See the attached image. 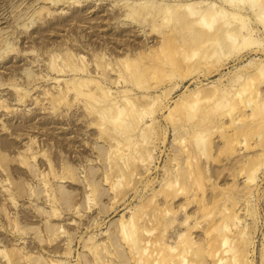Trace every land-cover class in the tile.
<instances>
[{"label": "rangeland", "instance_id": "rangeland-1", "mask_svg": "<svg viewBox=\"0 0 264 264\" xmlns=\"http://www.w3.org/2000/svg\"><path fill=\"white\" fill-rule=\"evenodd\" d=\"M253 2L0 0V264H142L122 238L128 217L170 264H214L206 246L223 225L241 264H264V22L253 12L264 0ZM187 3L238 12L235 41L220 50ZM249 85L259 100L245 117ZM99 90L111 119L122 110L112 128L141 107L120 156L95 114Z\"/></svg>", "mask_w": 264, "mask_h": 264}, {"label": "bare ground", "instance_id": "bare-ground-1", "mask_svg": "<svg viewBox=\"0 0 264 264\" xmlns=\"http://www.w3.org/2000/svg\"><path fill=\"white\" fill-rule=\"evenodd\" d=\"M177 1V0H176ZM242 1V0H241ZM154 2V1H153ZM163 2V1H162ZM248 2V1H247ZM255 2V1H254ZM253 0H252V3H254ZM155 3V2H154ZM152 4V3H151ZM189 3H187L185 6H183L185 9L188 10V13L186 14L190 20L191 23H193V25H195L196 27H198L202 32L204 33L205 35H216L217 37L219 35L222 36V41L218 38V40L215 42L217 45L220 46L221 48V42H223L224 40L227 42H233L235 41V38H236V32L238 31H235V28L233 27V23L232 21L236 20L239 18V13L238 12H234L232 14H228V16L225 15V11L223 9H217L215 8V10L213 12H210V13H198L197 10L195 9H192V8H189L190 5H188ZM177 5H181V4H177ZM148 6V5H147ZM165 6V5H164ZM221 6V5H220ZM191 7V6H190ZM193 7V6H192ZM202 7V6H201ZM208 7H216L215 3L214 2H208ZM165 8V7H164ZM262 8V7H261ZM163 9V8H162ZM166 10V9H165ZM175 10V9H174ZM168 11V10H167ZM253 12L256 16L257 19H259L260 22H264V13H263V10L261 9H257L256 8L254 9L253 8ZM168 14V13H167ZM166 14V15H167ZM155 16H156V13H155ZM160 16V15H159ZM154 17V15H153ZM243 17V16H242ZM151 18V17H150ZM143 19V18H142ZM140 19V20H142ZM149 19V18H147ZM240 19V18H239ZM159 20V19H158ZM145 21V20H144ZM165 21V20H164ZM141 22V21H140ZM149 22V21H148ZM175 22V21H174ZM136 23V22H135ZM141 24V23H140ZM140 26V25H139ZM245 26V25H244ZM251 33V29L249 28H245L243 29V36L244 38H247ZM242 36V37H243ZM166 38V37H165ZM174 38V36H173ZM214 39V37H213ZM243 39V38H242ZM174 40V39H173ZM244 40V39H243ZM213 41V40H212ZM169 42V41H168ZM210 43H212L210 40H209ZM214 42V41H213ZM207 43V42H206ZM235 43V42H234ZM172 45V44H171ZM234 45V44H233ZM170 46V45H169ZM175 46V44H174ZM177 46V45H176ZM233 48V47H232ZM175 49V47H174ZM158 50V49H157ZM222 50V48L220 49ZM217 51V49H216ZM155 53V52H154ZM160 53V52H159ZM167 53V52H166ZM165 54V52H164ZM156 57L159 56L158 53L157 55H155ZM168 56V55H167ZM82 57V56H80ZM163 57V56H162ZM172 57V56H171ZM79 58V57H78ZM161 58V57H160ZM167 58V57H166ZM165 58V59H166ZM157 59H159L157 57ZM164 59V58H163ZM162 59V60H163ZM153 60V59H152ZM161 60V59H160ZM161 60V61H162ZM168 60V59H167ZM165 61V60H163ZM132 62V61H131ZM166 62V61H165ZM162 63V62H161ZM69 64V63H68ZM153 66L155 65L154 62L152 63ZM164 64V63H163ZM166 64V63H165ZM125 65V64H124ZM122 65V66H124ZM157 65V64H156ZM168 65V62L167 64ZM121 66V65H120ZM140 66V65H139ZM127 67V66H126ZM147 67V66H146ZM124 68V67H123ZM155 68V67H154ZM159 68V67H158ZM129 69V68H128ZM114 70H112L113 72ZM119 71V70H117ZM129 71V70H128ZM164 71V70H163ZM108 72V71H107ZM145 72V71H144ZM118 73V72H117ZM165 73V72H164ZM106 75V74H105ZM119 77V76H118ZM92 80V79H91ZM83 81V80H80V82ZM156 81V80H155ZM250 81V80H249ZM252 82V80H251ZM130 83V82H129ZM78 84V83H77ZM84 84V83H83ZM92 84V83H91ZM89 85V83L87 84V86ZM83 86V85H82ZM86 86V87H87ZM91 86V85H89ZM85 87V86H83ZM95 88L94 92L96 90H98L99 86L98 84L95 83L94 86H92ZM247 87V86H246ZM93 88V89H94ZM84 89V88H83ZM82 90V89H81ZM88 90V89H86ZM85 90V91H86ZM89 91V90H88ZM100 91V90H99ZM120 91V90H119ZM71 92V91H70ZM97 92V91H96ZM102 92V94L104 95V91H100V93ZM113 92V91H112ZM126 92V91H125ZM79 93H82L80 90H76L75 91V94H79ZM116 93V92H115ZM238 93V92H237ZM244 93V92H243ZM258 89L255 85H249L248 88H247V91L245 90V93H244V96L243 97H240L239 94L238 95H235V96H239L241 100L239 103L242 105V106H248L250 107V111L246 112L244 114L245 117H250L251 115L254 114V111H253V107L257 105V102L259 100L258 98ZM100 95V94H99ZM102 95V96H103ZM102 96H92V103L95 104V107L96 109V116H97V119L99 120V126L103 125L102 127H110V123L111 122H114L115 120H118L119 118V115L121 113V109H116V113H115V116L114 118H110V111L111 109L115 108V104L114 102L112 101V99L110 98H105L106 96L104 95L103 98ZM234 96V97H235ZM39 97V96H38ZM130 97V96H129ZM47 98V97H46ZM126 98L128 97H123V100H126ZM131 100V98H129ZM129 99H127V102L129 101ZM56 100V99H55ZM210 100V98H209ZM237 100V99H236ZM35 102H38L39 100H37V98H35L34 100ZM186 101V100H184ZM207 101V100H206ZM83 102V101H82ZM124 102V101H123ZM126 102V101H125ZM126 102V104H127ZM208 102V101H207ZM85 103V102H84ZM130 103H132L130 101ZM151 103V102H150ZM190 103V102H189ZM193 103V102H192ZM190 104V105H193V104ZM125 104V103H124ZM261 104V103H260ZM133 105V104H132ZM149 105V104H148ZM176 105V104H175ZM239 105V104H238ZM261 105H264V104H261ZM45 106V105H44ZM49 106V105H48ZM83 106V105H82ZM51 107V106H50ZM100 107V109L98 108ZM129 107H131V104L129 105ZM136 107V110H137V117L138 115L141 113L140 109L141 107L137 108V105L135 106ZM144 107V106H143ZM148 107V106H147ZM190 107V106H189ZM264 107V106H263ZM45 108V107H44ZM91 108V107H89ZM117 108V107H116ZM185 108V107H184ZM188 108V107H187ZM258 108V107H257ZM99 109V110H98ZM125 109V108H124ZM123 109V110H124ZM130 109V108H129ZM134 109V108H133ZM132 109V110H133ZM138 109L140 111V113L138 114ZM230 109H232L230 107ZM260 109V108H259ZM263 109V108H262ZM90 110V109H89ZM93 110V108H92ZM130 110V112H134ZM261 110V109H260ZM232 110H229L228 112H230ZM127 112V111H126ZM257 112V110H256ZM261 112H263L261 110ZM94 114V112H92ZM136 113V112H135ZM144 113V111L142 112ZM232 113V112H231ZM237 113V112H236ZM258 113V112H257ZM94 114V115H95ZM221 114V113H220ZM227 113H225L226 115ZM127 115V114H125ZM131 117L129 118L131 120V122L127 123V124H124L122 125V122H118L120 124V126L118 124L117 128H112L110 127V129H115V133L114 136L115 137H111L109 138V145L110 146H113L115 148V152H117L120 156V154L123 153L124 150H126V148L124 146H119L121 143H125L124 145L126 146L127 143H129V140H130V137L129 135L127 134L128 130L131 128V123L137 119V117L134 115L135 114H130ZM129 115V116H130ZM224 115V116H225ZM230 115V114H229ZM264 115V114H262ZM89 116V115H88ZM140 116H143L142 114H140ZM228 116V115H227ZM233 116V115H232ZM93 117V116H92ZM125 117V116H124ZM254 117V116H253ZM118 118V119H117ZM223 118V117H222ZM128 119V120H129ZM225 119V118H224ZM228 119V118H227ZM235 119V118H234ZM123 120V119H121ZM250 120V119H249ZM262 120V119H261ZM120 121V119L118 120ZM138 121V119H137ZM227 121V120H226ZM251 121V120H250ZM139 122H140V119H139ZM231 122V120H230ZM233 122V121H232ZM231 122V124H232ZM236 122V121H234ZM136 123V122H134ZM229 123V122H228ZM230 124V125H231ZM234 124V123H233ZM96 125V123H95ZM147 125V124H146ZM228 125V124H226ZM236 125V124H235ZM241 126V124L239 125ZM101 127V128H102ZM236 127V126H235ZM98 128V127H96ZM228 128V127H227ZM226 128V129H227ZM230 128V127H229ZM238 128V127H237ZM107 129V128H106ZM239 129V128H238ZM109 130V129H108ZM132 130V129H131ZM230 131V130H229ZM228 131V132H229ZM233 131V130H232ZM233 133V132H231ZM230 133V134H231ZM102 134V133H101ZM108 134V132H107ZM111 134V132H110ZM100 135V134H99ZM113 135V134H112ZM237 135V133H236ZM229 136V135H228ZM243 136V135H242ZM230 137V136H229ZM105 138V137H103ZM106 140V139H105ZM256 141V140H255ZM254 141V142H255ZM257 142H258V139H257ZM108 143V142H107ZM233 144V143H231ZM258 143H255L254 145H257ZM112 147V149H113ZM121 147V148H120ZM234 148V147H233ZM133 151V150H132ZM248 151V150H247ZM250 155V154H249ZM132 156V155H131ZM133 157V156H132ZM122 158V156H121ZM113 159V158H112ZM131 159V158H130ZM125 161V160H124ZM123 162V161H122ZM112 164V162H111ZM127 164V163H126ZM114 168V167H113ZM117 168V167H116ZM113 171V170H112ZM252 171V172H251ZM250 174L246 176V179L244 178V180L247 181V179L249 180H252V174L255 172V169L254 170H251ZM243 172V171H242ZM116 174V172H114ZM113 173V174H114ZM244 173V172H243ZM119 176V173H117ZM139 175V174H138ZM241 175V174H240ZM244 175V174H243ZM109 176V175H108ZM114 176V175H113ZM122 176V175H121ZM114 178V177H113ZM134 178V176H133ZM137 179V177H136ZM106 180V179H105ZM245 181V182H246ZM113 182V181H112ZM122 182V181H121ZM120 183V181H119ZM174 183V182H173ZM172 184V183H171ZM176 185V184H175ZM112 186V185H111ZM252 186V185H251ZM120 187V186H119ZM121 189V188H120ZM125 191V190H124ZM135 191V190H134ZM170 191V190H169ZM124 193V192H123ZM122 193V194H123ZM234 193V192H233ZM217 195V193H216ZM242 196V195H241ZM155 199V198H154ZM13 202V201H12ZM165 204V203H164ZM169 205V204H168ZM183 205V204H182ZM239 206V205H238ZM242 206V205H240ZM219 207V206H218ZM156 208V207H155ZM165 208V206H164ZM245 208V207H244ZM244 208H242L244 210ZM163 209V208H162ZM157 210V208H156ZM158 211V210H157ZM145 213V212H144ZM218 213V212H217ZM220 216L218 217L219 220H223V217L226 216L225 215V211L221 208L220 209ZM227 213V212H226ZM146 215V214H145ZM146 220V218H145ZM149 221V220H148ZM135 222V219L133 217H128V219L126 220L125 224H122L123 226L121 227L122 231L123 232V237L124 238L123 240L126 241V244H127V247L130 251L132 252H136L138 254V257H137V261L138 262H141L142 264H170V261L171 260H167L165 258H162L161 256L158 255V253L160 252V248H161V244L160 243H157L156 241H151L149 240V238H140L141 235H147L149 233V229H145L146 231H143L142 229L139 228V226L137 227L136 224L134 223ZM147 223V222H146ZM213 228V227H212ZM215 230V229H214ZM152 231V230H151ZM154 231V230H153ZM120 233V232H119ZM209 233V232H208ZM226 230H225V225L219 227L216 229L215 233H214V236H215V239H216V242H212V243H208L207 246H206V250H207V256L211 259H213V263L214 264H241L243 261L246 260L245 258V252L242 250V249H235V248H231L228 246L227 242H228V237H227V234H226ZM122 234V233H121ZM152 234V233H151ZM143 237V236H142ZM165 249V248H164ZM174 249V248H173ZM178 249V248H177ZM154 250H159L158 253H156V255L154 254ZM178 251V250H177ZM177 251H173L172 254L174 256L177 257V255H180L181 253H177ZM248 258V257H247ZM185 258L181 259V261L179 263H182V261H184V264H191L190 262H186L184 260ZM197 257V261H199ZM176 260V259H175ZM175 263V262H174ZM138 264V263H137ZM199 264V263H197Z\"/></svg>", "mask_w": 264, "mask_h": 264}]
</instances>
